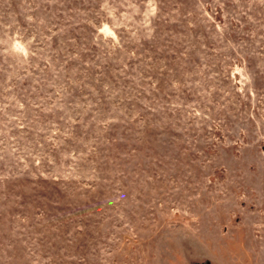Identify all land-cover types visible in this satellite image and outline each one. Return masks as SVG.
<instances>
[{
    "label": "rangeland",
    "instance_id": "1",
    "mask_svg": "<svg viewBox=\"0 0 264 264\" xmlns=\"http://www.w3.org/2000/svg\"><path fill=\"white\" fill-rule=\"evenodd\" d=\"M0 264H264V0H0Z\"/></svg>",
    "mask_w": 264,
    "mask_h": 264
}]
</instances>
